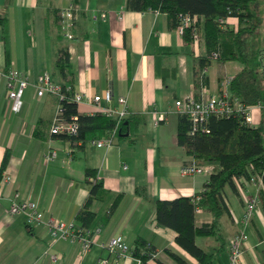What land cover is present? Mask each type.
I'll return each mask as SVG.
<instances>
[{"label":"crops","instance_id":"crops-1","mask_svg":"<svg viewBox=\"0 0 264 264\" xmlns=\"http://www.w3.org/2000/svg\"><path fill=\"white\" fill-rule=\"evenodd\" d=\"M70 1L79 7L72 38L62 33L56 16V9ZM0 14L5 16L0 23V167L8 153L0 172V179L4 173L8 175L3 183L0 180V264H95L99 257L111 256L100 243L115 234L123 235L130 251L142 244L152 249L151 264L156 259L179 264L165 248L197 264V259L176 242L177 232L157 224L154 200L197 195L208 178L204 173H180V166L189 159L208 161L188 154L178 142L180 112L175 105V100L186 94L199 96L197 73L207 55L203 35L187 43L167 13L132 9L127 0H0ZM224 23L235 27L238 19L227 16ZM205 63L210 93L220 92L222 78L231 77L243 66L238 60L222 62L216 58ZM9 67L25 71L31 80L22 93L20 110L12 112L7 109L4 75ZM43 71L53 81L71 84L73 90L83 93V100L77 102L80 113L102 112L107 106L118 111V96L124 95L129 112L122 117L123 127L116 125L105 135L96 132L86 140L52 134L50 124L59 103L53 93L37 95V75ZM107 88L111 89L110 101L92 99ZM154 109L166 111V119L156 124ZM109 117L117 119V124L121 119ZM109 135V145L89 142ZM51 150L56 155L47 160L45 155ZM86 168L95 170L106 191L91 204L95 214L89 226L100 225L101 231L87 250L80 252L79 241L53 237L41 223H28L24 213H9L16 194L17 199L35 200L44 216L80 224L76 213L89 191ZM260 188L247 173L224 186L229 212L219 217L220 239L195 236L201 248L215 251L213 264L228 263L227 238L240 227L233 215H241L246 200L256 192L259 195ZM212 219L206 207L196 209V226ZM245 228L248 239L242 264H264L260 200ZM219 241L223 243L221 250H217ZM119 263L143 264L132 253L121 257Z\"/></svg>","mask_w":264,"mask_h":264},{"label":"trees","instance_id":"trees-1","mask_svg":"<svg viewBox=\"0 0 264 264\" xmlns=\"http://www.w3.org/2000/svg\"><path fill=\"white\" fill-rule=\"evenodd\" d=\"M127 6L132 9H155L167 13L172 25L176 28L179 15L182 13L196 14L198 20L184 27L182 32L185 42H190L196 35L202 34L205 40L207 55L205 61L212 59V52H217L219 61L238 60L243 66L231 76L229 88L246 103L264 102L263 88L260 86V72L249 60L255 50V33L260 23L258 0H127ZM227 16H236L238 23L235 27L226 25ZM5 16L0 14V23ZM223 24H225L223 26ZM66 60V59H65ZM60 68L64 67L63 59L59 60ZM63 115L70 119L77 116L79 122L78 134L75 137L88 139L87 136L102 132L104 135L114 127H123L124 118L117 124V119L95 112L80 113L77 103L68 97L61 100ZM264 115V109H263ZM120 124V125H119ZM190 122L184 112H180L177 122V140L187 153L208 162L217 164L215 170L208 176L204 188L193 196H178L172 199L157 198L154 200L156 222L162 226L173 228L176 242L189 254L197 259V264H213L215 251L209 252L201 248L195 241L196 235H213L220 239L219 217L228 214L223 189L231 185L235 176L247 173L246 165L252 163L257 170L264 168V121L256 127L241 123L237 117H216L210 115L207 130H198L189 134ZM8 153L2 159L0 172L5 167ZM86 178L89 191L83 204L76 213L78 222L89 226L94 218L91 204L95 199L104 197L106 191L102 180L98 179L93 168H86ZM264 181V172H263ZM260 202L264 210V189H259ZM115 197L113 205L116 203ZM204 206L211 211L213 219L210 223L196 226L195 211ZM217 250L223 248L219 241ZM166 253L179 264H191L188 258L175 250L165 248ZM143 264L149 263L152 249L143 244L131 251ZM153 264H166L156 259Z\"/></svg>","mask_w":264,"mask_h":264},{"label":"built area","instance_id":"built-area-1","mask_svg":"<svg viewBox=\"0 0 264 264\" xmlns=\"http://www.w3.org/2000/svg\"><path fill=\"white\" fill-rule=\"evenodd\" d=\"M78 10V4L74 1H70L65 6L56 9L59 27L62 33L68 38L74 36L72 27L79 16ZM197 20L198 16L196 14L182 13L179 15V22L176 29L178 32L182 33L185 26ZM211 56L216 58L217 52H212ZM206 72L207 67L203 65L197 73L198 97L186 94L175 100L178 111L181 113L184 112L188 116L190 122L189 134H193L198 130H207V121L212 114L216 117L234 116L237 117L241 123L253 127L258 126L264 121V115L262 116V120L259 118L263 114L264 102L257 100L255 103H246L241 100L239 96L233 94L232 91L229 90L230 88L228 89L231 77L227 75L222 78L221 83L223 88L220 92L210 93L205 81ZM4 75L7 88V109L11 112L18 111L22 105V93L31 83L30 76L25 71L16 67H9ZM44 92L55 94L59 103L50 124V132L52 134L75 137L79 130L77 116L72 115L70 119H66L63 115L64 108L61 100L68 97L77 103L83 100V93L73 90L71 84L62 85L53 81L47 71H43L37 75L36 93L40 96ZM102 98L107 101L111 100L112 94L110 88L105 89L103 94H95L92 97L95 101H100ZM118 101L121 104L120 110L116 111L113 106H107L102 112L107 116H116L118 118L125 117L129 112L126 97L124 95H119ZM114 112H116V115ZM152 113L156 124L164 121L167 117L166 111L164 110L159 111L154 109ZM89 142L98 146L103 144L109 145L112 142V137L109 135L102 138H92L89 139ZM55 155V150H51L45 157L48 160L52 159ZM216 167V163L214 162H198L192 158L185 161L180 166V173H204L209 176ZM247 169L248 179L254 183L258 182L264 189L262 176L264 168L260 171L257 170L252 163H249ZM7 179L8 175L4 173L0 179L1 183ZM259 200L257 192L250 195L245 202L241 215H233L234 221L239 223L240 227L227 238V264H242L244 247L248 239V233L245 227L250 222ZM8 211L11 214L24 213L28 223L43 224L55 238L79 241L80 252L87 250L95 243L101 231L100 225L91 227L77 224L74 220H63L53 215L44 216L43 211L39 209L35 200L17 199L16 194L9 204ZM100 244L107 248L111 256H101L97 259L95 264H120V258L131 253L130 247L122 234H115L107 241L101 242ZM52 257L55 259L57 255L52 254Z\"/></svg>","mask_w":264,"mask_h":264},{"label":"rangeland","instance_id":"rangeland-1","mask_svg":"<svg viewBox=\"0 0 264 264\" xmlns=\"http://www.w3.org/2000/svg\"><path fill=\"white\" fill-rule=\"evenodd\" d=\"M258 14L260 23L255 33V50L249 60L250 65H255L260 72V86L263 88L264 95V0H258ZM208 250V248H206ZM244 256V255H243Z\"/></svg>","mask_w":264,"mask_h":264}]
</instances>
